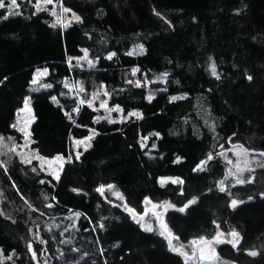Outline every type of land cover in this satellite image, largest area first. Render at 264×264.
Segmentation results:
<instances>
[{
	"label": "trees",
	"instance_id": "trees-1",
	"mask_svg": "<svg viewBox=\"0 0 264 264\" xmlns=\"http://www.w3.org/2000/svg\"><path fill=\"white\" fill-rule=\"evenodd\" d=\"M2 2L0 140L21 142L13 125L28 100L32 148L68 160L55 179L0 149V264H188L135 222L147 200L172 204L179 242L234 232L238 243L215 242L221 259L264 264V168L220 186L223 150L264 156V0H60L68 26L29 0ZM84 50L90 67L77 62ZM67 81L138 115L99 120ZM91 133L75 156L72 140Z\"/></svg>",
	"mask_w": 264,
	"mask_h": 264
},
{
	"label": "rangeland",
	"instance_id": "rangeland-1",
	"mask_svg": "<svg viewBox=\"0 0 264 264\" xmlns=\"http://www.w3.org/2000/svg\"><path fill=\"white\" fill-rule=\"evenodd\" d=\"M33 3L38 10H48L53 16L54 21L62 26H68L74 22L75 16L61 6L60 0H29ZM12 5V4H11ZM18 11L19 7L12 5V9ZM142 48L140 46L133 47L132 52H140ZM77 62L86 67L92 65V60L88 56V52L84 50L82 58L77 59ZM49 70L47 68L38 69L35 71L32 88L34 90H40L45 88L44 79L47 77ZM166 75H159L155 77V82H164L166 80ZM148 89L152 95L155 90L150 88V82L146 81ZM66 87L70 90L72 96H77L82 102H87L89 106L99 111L98 119H107L110 121H122L127 120L130 116L138 115L137 112H131L129 115H125L118 107H109L107 99L101 94V92L94 93L90 96L88 100H84L83 96V86L78 82H66ZM34 122V112L30 101H25L23 107L17 112L14 127L21 133V142L14 141L13 138L7 140H0V149L14 150L18 153L20 158L25 163H35L38 165L45 173L52 175L53 178L57 179L61 174L63 167L67 162V158L63 156H55L53 158H46L40 155L35 149L32 148V138H31V126ZM94 133L82 139H73L75 156H79L81 151L88 148L91 144V140ZM144 145L147 144V139L144 140ZM222 157L227 162V171L223 180L221 181V187L227 188L228 184H243L248 180L253 179L254 172L259 169L264 168V156L260 154H251L247 152L241 146H231L221 152ZM115 195L123 199V196L119 191H115ZM173 209L172 204L169 202L157 203L151 200H147L145 205V210L141 215L135 216V222L139 226L148 231L161 234L169 238L174 247L181 252L187 260L188 264H194L192 257L194 255L195 246L199 241L202 240H192L187 244H183L177 240L168 227L165 219L166 212ZM234 233V232H231ZM234 236V235H233ZM214 240L220 241V243L230 242L231 234L223 230H218L214 237ZM234 242H239L238 234L234 236ZM218 243V242H216ZM214 241L213 243L203 244L198 248V258L199 260H212L215 263L223 264H237L229 261H224L221 259L218 253V244ZM1 261V257H0Z\"/></svg>",
	"mask_w": 264,
	"mask_h": 264
},
{
	"label": "water",
	"instance_id": "water-1",
	"mask_svg": "<svg viewBox=\"0 0 264 264\" xmlns=\"http://www.w3.org/2000/svg\"><path fill=\"white\" fill-rule=\"evenodd\" d=\"M237 204H235L234 206H236ZM231 243L233 244L234 243V236H233V233H231ZM214 242H218L220 243V241H217V240H213ZM210 243L209 240H202V241H199L196 246H195V250H194V255L192 257V260L195 261L196 264H214V262L212 260H201L199 261L198 260V248L199 246L203 245V244H208ZM217 264H220V263H217Z\"/></svg>",
	"mask_w": 264,
	"mask_h": 264
},
{
	"label": "snow or ice",
	"instance_id": "snow-or-ice-1",
	"mask_svg": "<svg viewBox=\"0 0 264 264\" xmlns=\"http://www.w3.org/2000/svg\"><path fill=\"white\" fill-rule=\"evenodd\" d=\"M11 4L13 6H16V0H11ZM5 7V4L2 2V0H0V8H4ZM235 203V202H234ZM233 235L235 236L236 234L233 233ZM252 255H255V253H252Z\"/></svg>",
	"mask_w": 264,
	"mask_h": 264
},
{
	"label": "flooded vegetation",
	"instance_id": "flooded-vegetation-1",
	"mask_svg": "<svg viewBox=\"0 0 264 264\" xmlns=\"http://www.w3.org/2000/svg\"><path fill=\"white\" fill-rule=\"evenodd\" d=\"M198 260H199V258H198ZM199 261H200V260H199ZM214 263H215V262H214ZM194 264H196L195 261H194ZM215 264H216V263H215ZM220 264H223V263H220Z\"/></svg>",
	"mask_w": 264,
	"mask_h": 264
}]
</instances>
